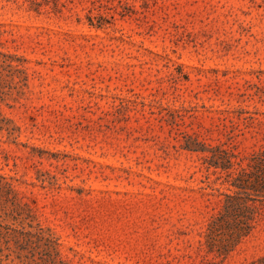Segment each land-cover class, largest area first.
Returning <instances> with one entry per match:
<instances>
[{"label": "rangeland", "instance_id": "rangeland-1", "mask_svg": "<svg viewBox=\"0 0 264 264\" xmlns=\"http://www.w3.org/2000/svg\"><path fill=\"white\" fill-rule=\"evenodd\" d=\"M212 147L264 160V0H0V264L264 257V203L202 244Z\"/></svg>", "mask_w": 264, "mask_h": 264}, {"label": "trees", "instance_id": "trees-1", "mask_svg": "<svg viewBox=\"0 0 264 264\" xmlns=\"http://www.w3.org/2000/svg\"><path fill=\"white\" fill-rule=\"evenodd\" d=\"M190 150L205 151V146H187ZM210 155L205 161L215 168H220L229 184L230 192L223 193L222 210L212 216L204 233L202 244L207 251L217 256L226 257L247 236L255 226L259 208L264 203V189L259 188L258 177L264 171V160L252 158L247 167L233 161L230 150L209 149ZM235 170L233 171V167ZM244 194V195H242ZM245 264H264V257H259Z\"/></svg>", "mask_w": 264, "mask_h": 264}]
</instances>
